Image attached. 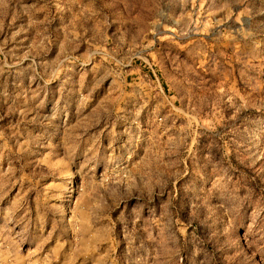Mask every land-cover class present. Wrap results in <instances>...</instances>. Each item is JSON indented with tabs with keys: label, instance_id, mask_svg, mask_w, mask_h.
<instances>
[{
	"label": "rangeland",
	"instance_id": "obj_1",
	"mask_svg": "<svg viewBox=\"0 0 264 264\" xmlns=\"http://www.w3.org/2000/svg\"><path fill=\"white\" fill-rule=\"evenodd\" d=\"M0 264H264V0H0Z\"/></svg>",
	"mask_w": 264,
	"mask_h": 264
}]
</instances>
